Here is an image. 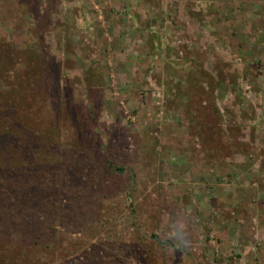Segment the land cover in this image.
<instances>
[{"label": "rangeland", "instance_id": "374dc122", "mask_svg": "<svg viewBox=\"0 0 264 264\" xmlns=\"http://www.w3.org/2000/svg\"><path fill=\"white\" fill-rule=\"evenodd\" d=\"M0 36L51 61L72 181L0 264L37 228L46 264H264V0H0Z\"/></svg>", "mask_w": 264, "mask_h": 264}, {"label": "trees", "instance_id": "16d2710c", "mask_svg": "<svg viewBox=\"0 0 264 264\" xmlns=\"http://www.w3.org/2000/svg\"><path fill=\"white\" fill-rule=\"evenodd\" d=\"M25 54L0 36V80L6 84L5 88L0 87V253L7 254L9 250L14 252L15 249L17 256L20 247L17 246L15 235L29 232V226L31 234H34L35 224L31 221L35 220V216L39 218L42 214L50 221L49 217L56 207L53 204L58 202L59 193L53 195L54 192L49 188L57 187L58 192L64 189L62 182L68 187L72 184L69 178L55 181L52 177L37 176V171L42 169L58 168L56 159L59 147L50 146L51 140L57 135V125L52 118L56 107L51 110L49 104L55 93L59 94L61 87L48 74L52 71L48 58L42 64L43 67L39 64L34 69L33 58L27 61ZM37 79L41 80L40 84L35 82ZM40 137L45 144H39V149H36L32 138ZM79 182L90 184L88 179H80ZM33 188H38L40 194ZM24 190L27 192L24 193ZM34 232L36 234L29 239L25 256L16 257L13 264H46L47 258L52 257L56 240L53 229L51 232V228L49 231L37 228ZM21 245L24 247L25 244ZM5 261L11 264L9 258Z\"/></svg>", "mask_w": 264, "mask_h": 264}]
</instances>
